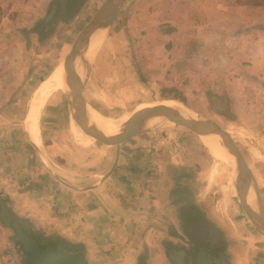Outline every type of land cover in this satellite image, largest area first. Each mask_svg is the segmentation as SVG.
Returning a JSON list of instances; mask_svg holds the SVG:
<instances>
[{"label":"crops","instance_id":"0c3cea01","mask_svg":"<svg viewBox=\"0 0 264 264\" xmlns=\"http://www.w3.org/2000/svg\"><path fill=\"white\" fill-rule=\"evenodd\" d=\"M130 10L141 20H155L162 41L160 56L186 55L190 57L186 69L195 73L228 72L208 81L218 82L219 88L242 83L247 94L243 103L254 98L252 117L243 107L233 123L250 135L258 130L262 143L233 142L264 209V168L257 170L260 166L243 153L244 149L256 154L264 150V100L249 90L264 87V0H135ZM72 12L67 8L64 14ZM26 31L29 41V27ZM20 37L19 30L0 37L4 42L0 49V193L11 201L13 214L27 222L30 233L59 246L81 247V252H63L80 257L83 264H264L259 240L249 227L251 220L245 221V210L238 211L232 195L225 193V178L213 177L209 157L222 162L241 206L238 192L244 182L226 159L203 150L199 134L193 132L197 139L175 129L166 138L136 137L117 149L88 140L86 148L65 144L60 153L69 157L59 154L54 169L44 149L43 107L37 114L39 145L31 141L26 128L31 94L45 78L33 82L31 90V49L25 48L26 41L20 48ZM152 54L149 47L140 49L144 57ZM234 72H238L235 78ZM213 98L220 104L227 98L224 111L216 113L223 118L237 103L227 94ZM149 104L129 114L151 109ZM84 107L88 113L92 109ZM105 135L112 138L118 133ZM249 187L245 201L252 207L254 190ZM260 241L264 245L261 237Z\"/></svg>","mask_w":264,"mask_h":264},{"label":"rangeland","instance_id":"374dc122","mask_svg":"<svg viewBox=\"0 0 264 264\" xmlns=\"http://www.w3.org/2000/svg\"><path fill=\"white\" fill-rule=\"evenodd\" d=\"M103 1L76 0L77 8L69 15H65L66 13L59 12L60 0H0V37L8 36L13 31L19 30L22 43H20V48H23V42L26 41L25 48L31 49V90L33 82H40V80L49 75L54 66L62 63L77 36ZM134 1L127 0V3H125L123 0L119 2L117 9L121 10V12L115 19L110 32L107 33L104 40L91 53L75 61L76 71L83 86L82 97L84 103L95 110L90 109L89 111L98 116L103 115L101 117L104 118L115 119L116 116L121 114L119 117L121 118L127 113L129 114V112L136 110V108L142 109L144 107L141 106L142 104L145 105L151 102L158 105L166 104L175 108L181 105L178 109H183L182 111L187 116L200 117L213 122L224 131L229 132L228 134L233 141L237 139L249 142L253 146L261 145L262 142H259L260 134L258 130L254 135H250L241 130L238 123H233L235 115L243 107L246 114L250 115V117L254 114L255 105L254 103L251 104L254 98L249 99L246 104L243 103V101H246L247 94L245 89L241 88L242 83H239L236 87L219 88L216 87L218 82H214L216 85H211L208 80L219 75H229L230 73H216L215 71L195 73L186 69V63L190 58L186 55L165 54L160 56L158 47L161 46L162 41L158 38L161 34L157 33L155 18H151L154 21H150V19L141 20V16L130 10ZM52 7H55L53 17L46 21ZM136 11L139 12V9ZM27 27H29L30 31L29 36L31 35L29 41L26 31ZM141 28L143 29L142 36L145 37L142 40L139 36ZM2 41L0 39V49L4 46ZM145 46L149 47L154 54L148 57L140 55V49ZM230 59L237 60V57H231ZM144 63L145 67H143ZM80 65L84 66V68H81ZM22 69L23 67H21V72ZM237 73L234 72L232 76L234 77ZM247 74L252 75V73ZM261 77H263V74H261ZM59 90L63 91L54 93L45 100L40 118L46 159L48 163L53 162L54 169H57V160L60 159L58 157L59 154L63 156L62 158L69 157L64 155V153H60L61 149H65V144H72L78 148L83 145L86 148V140L95 141L80 131L75 124L67 94L64 92L67 90L65 86ZM249 90L253 96H261L264 100L263 86H254ZM218 94H227L230 97L229 99L237 101L234 107L232 106L231 114L227 118L216 114L224 111L223 104L227 100V98H224L225 101L221 104L218 101L213 103V96ZM31 96L33 97L32 94ZM250 120L252 121V119ZM175 129H179L177 131H181L190 137L197 138L191 130L185 127L175 128L173 126L144 132L137 138L160 140L166 138L167 134L175 131ZM99 130L104 134H116V132L108 129ZM238 133L243 135L245 139L238 137ZM253 146L247 145L246 148ZM105 148L117 149L116 147L108 146H105ZM261 149L262 154L250 153V151H245V149L243 151L250 163L254 161L256 162L254 164L260 166L257 170L261 167L264 168V150L263 148ZM203 150L210 155L207 147L203 146ZM209 161L213 163L211 169L213 177L225 178V193L232 195L238 211L244 212V208L240 205L236 196V185L230 179L222 162L213 156L209 157ZM36 167L42 169L39 166ZM262 192L264 195V189H262ZM0 201L5 203L12 217L5 223L1 217L2 209L0 206V249L15 253L20 264H30L27 260L25 249L15 241V232L12 225L16 222L30 237L31 235L36 238L40 236L34 232L30 233L27 222L13 214L11 201L4 197L2 193H0ZM244 216L246 217L245 221L250 219L246 214ZM249 227L251 232L254 233V237L259 240L258 247L262 249L260 252L264 255V245L260 241L257 230H253L252 225H249ZM220 246L224 249L222 245ZM170 258L171 260L175 259L173 256Z\"/></svg>","mask_w":264,"mask_h":264},{"label":"water","instance_id":"95a60500","mask_svg":"<svg viewBox=\"0 0 264 264\" xmlns=\"http://www.w3.org/2000/svg\"><path fill=\"white\" fill-rule=\"evenodd\" d=\"M121 1L123 0L103 1L90 21L79 33L69 53L60 64L65 74L69 71L71 72H69L71 75L70 83H67L68 88L64 92L67 94L69 107L75 124L86 136L94 139L102 145L116 148H119L120 146L128 143L144 132L154 131L166 126L185 127L191 130L192 127L201 124L205 135H207L211 139V141L218 146L221 145L233 157L234 162H232L231 164L233 166V169L237 171V179L253 188V198L255 202L254 206L250 207L248 211H246L245 208L244 210L250 218L253 226L258 231L262 241L264 242V209L251 172L249 171L241 153L235 146L230 135L226 131L215 125L213 122L202 119L200 117L192 116H188V118L184 119H171L169 117L171 111L170 106L164 104L158 105L152 112L153 118H157V124H155L154 128L143 127L138 123H130L129 125H126L124 127L120 134L109 138L100 130L88 126L87 113L84 111V106L86 105L82 97L83 86L78 74L74 73L73 66L76 59H79L90 52L91 49H89V40L92 36L98 37L94 46L91 47L92 49H94L99 43L104 40L118 12V9L114 6L116 4H119V2ZM65 2L66 0H61L62 8L65 7ZM54 12L55 7H52L46 21L53 17ZM78 40H81L83 42L80 45H76V42ZM213 136H218L220 141H217ZM0 206L2 209L1 217L4 222L7 223L8 220L12 217L4 202L0 201ZM12 228L15 232V241H18L23 245L27 254V260L30 264H83L80 257H75L69 253L42 249L35 240L31 239L29 236H27V234H25V232L19 227L16 222L13 223Z\"/></svg>","mask_w":264,"mask_h":264},{"label":"bare ground","instance_id":"6f19581e","mask_svg":"<svg viewBox=\"0 0 264 264\" xmlns=\"http://www.w3.org/2000/svg\"><path fill=\"white\" fill-rule=\"evenodd\" d=\"M116 4L114 7L117 8ZM98 37H91L89 40V49L90 53L93 51L91 48L94 46L95 42L97 41ZM83 41L78 40L76 45H80ZM82 64V63H81ZM81 68H84V66L80 65ZM74 73L76 74V64H74ZM70 72V71H69ZM67 72L66 74L63 72V68L60 64L57 65V67L50 73V75L45 78L44 82L40 85L39 88L34 93L33 99L31 100V108L30 112L27 116V122H26V128L29 133V137L31 138V141H33L35 144L39 145V139H38V126H37V114L38 111L43 107L44 101L46 98L55 91H58L60 88L64 87L67 89V83H70V73ZM155 102V101H154ZM166 103V102H165ZM170 104V103H169ZM150 106L147 108L151 109H143L140 111H137L134 115L128 114L124 115L121 118L118 119H110V118H104L101 116H98L94 114L93 112L89 111V113L86 111V108L84 107V111L87 113V124L89 127H94L96 129H108L112 130L118 134L121 133V131L124 129L126 125H129L130 123H138L142 125L143 127L148 128H154L155 124H157V118H153L152 112L157 107L158 104L156 103H150ZM164 105V104H161ZM172 105V104H170ZM175 105V104H174ZM145 106V105H141ZM181 106V105H180ZM179 106V107H180ZM146 107V106H145ZM178 107V108H179ZM140 108V106H139ZM177 107H170V114L169 117L171 119H184L188 118V116ZM138 108H136L137 110ZM141 109V108H140ZM135 110V111H136ZM187 112V111H186ZM133 113V112H132ZM189 113V112H188ZM126 114V113H125ZM129 115V116H128ZM131 115V116H130ZM191 131L199 134L200 138L202 139V142H204L205 147L216 157L219 159H223L230 164L234 162L233 157L220 145L217 146L214 142L211 141V139L204 134L202 125L199 124L197 126H194L191 128ZM203 134V135H200ZM203 138H202V137ZM217 141H220L218 136H214ZM220 143V142H219ZM219 148L220 152L217 150ZM221 153V155H220ZM222 157V158H221ZM250 189V187L243 183L242 187L239 189V197L241 199V203L243 208H245L246 211L250 209V207L247 205L245 201V194ZM252 197V195H251ZM250 197V199H251Z\"/></svg>","mask_w":264,"mask_h":264},{"label":"trees","instance_id":"16d2710c","mask_svg":"<svg viewBox=\"0 0 264 264\" xmlns=\"http://www.w3.org/2000/svg\"><path fill=\"white\" fill-rule=\"evenodd\" d=\"M25 234H27V233L25 232ZM27 236L30 237L29 234H27ZM30 238L35 240L38 243V245L43 249L46 248V249H51V250H55L58 252L67 251L70 253L81 252V249H82L81 247H78V246H59V244L56 241L45 240L42 237L36 238V237H33L31 235ZM16 242L19 243V245H21V247H23V245L20 242H18V241H16Z\"/></svg>","mask_w":264,"mask_h":264},{"label":"built area","instance_id":"2783aa9c","mask_svg":"<svg viewBox=\"0 0 264 264\" xmlns=\"http://www.w3.org/2000/svg\"><path fill=\"white\" fill-rule=\"evenodd\" d=\"M196 1V0H187ZM0 264H20L18 257L11 251H2L0 249Z\"/></svg>","mask_w":264,"mask_h":264},{"label":"flooded vegetation","instance_id":"af4514ba","mask_svg":"<svg viewBox=\"0 0 264 264\" xmlns=\"http://www.w3.org/2000/svg\"><path fill=\"white\" fill-rule=\"evenodd\" d=\"M77 7L76 5V0H66L65 2V9H64V13L66 11V9H71L72 11L75 10V8ZM59 12L62 13V5H61V0H60V4H59ZM63 13V14H64ZM67 14V13H66Z\"/></svg>","mask_w":264,"mask_h":264}]
</instances>
